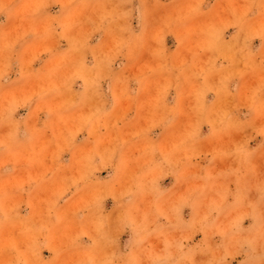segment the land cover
Returning a JSON list of instances; mask_svg holds the SVG:
<instances>
[{
	"label": "rangeland",
	"instance_id": "1",
	"mask_svg": "<svg viewBox=\"0 0 264 264\" xmlns=\"http://www.w3.org/2000/svg\"><path fill=\"white\" fill-rule=\"evenodd\" d=\"M0 264H264V0H0Z\"/></svg>",
	"mask_w": 264,
	"mask_h": 264
}]
</instances>
